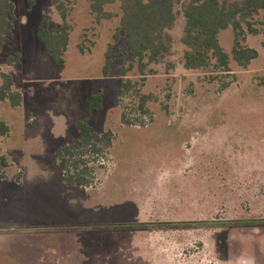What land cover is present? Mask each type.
Wrapping results in <instances>:
<instances>
[{
  "label": "rangeland",
  "instance_id": "374dc122",
  "mask_svg": "<svg viewBox=\"0 0 264 264\" xmlns=\"http://www.w3.org/2000/svg\"><path fill=\"white\" fill-rule=\"evenodd\" d=\"M12 2V40L0 54V71L12 76L23 103H0V119L10 128L0 139V156L9 163L0 176L18 183H0V264H33L31 252L45 236L49 264H264V223L219 226L264 221V11L253 18L259 34L245 43L258 57L245 70L231 59V74L217 80L212 67H182L184 19L178 16L171 55L152 66L141 87L156 98L148 104L151 116L126 126L123 107L136 101L118 102L119 69L133 58L117 59L124 49L122 34L112 39L118 18L97 24L88 0H77L65 64L56 67L35 39L40 24H61L50 0ZM219 43L230 55L231 30L220 33ZM109 44L110 72L103 77ZM17 54L19 63L8 65ZM98 90L102 106L87 116L88 97ZM81 120L98 135L111 131L112 145L91 187H65L55 153L78 140ZM20 121L33 130L42 126L24 133ZM176 222L207 225L158 229ZM129 223L148 227L108 228Z\"/></svg>",
  "mask_w": 264,
  "mask_h": 264
},
{
  "label": "trees",
  "instance_id": "16d2710c",
  "mask_svg": "<svg viewBox=\"0 0 264 264\" xmlns=\"http://www.w3.org/2000/svg\"><path fill=\"white\" fill-rule=\"evenodd\" d=\"M77 0H50L52 7L58 13L61 24L51 28L49 24L38 26L35 39L50 56L56 67L65 64L69 36L73 26L69 23ZM89 13L97 24L102 21L119 20L112 39L116 43L124 39V49L117 55L122 61L126 56L133 61L119 69L120 82L118 102L122 98L131 97L136 103L130 109L123 107L121 123L133 126L137 123V116H151L148 104L155 101L153 95H145L141 87L146 77L154 74L153 65L172 53L173 38L170 31L174 28L177 17L184 19L183 34L180 43L185 50L181 58V65L186 71L214 69L212 80L219 76H229L230 60L241 69H247L258 54L254 49L245 45L247 36H256L259 30L253 18L264 11V0H240L220 2L219 0H88ZM31 5V4H30ZM108 7V10H107ZM117 7L118 11L112 8ZM15 7L12 0H0V54L2 49L12 40V22L14 21ZM231 30L233 44L230 55L219 43L220 33ZM104 55L102 76L108 77L111 58L109 51ZM81 53L83 50L79 48ZM20 56L10 58L8 65H17ZM172 68V67H170ZM137 76L133 81L127 76ZM225 78V77H223ZM14 82L10 74L0 71V103L8 102L11 108H18L22 104V95L13 89ZM103 94L100 90L92 93L87 100L85 113L90 116L102 106ZM128 112H127V110ZM136 117H135V116ZM78 140L58 149L55 153V163L62 175L65 187L89 188L94 184L96 175L104 170L101 161L109 154L112 145L113 133L108 131L102 135L93 132L86 120L77 122ZM10 128L0 119V139L8 137ZM108 150V151H107ZM8 160L0 156V167L7 168ZM262 220L226 221L221 227H251L261 225ZM207 223L176 222L159 223V230H178L195 228ZM214 225V224H212ZM148 223L115 224L109 226L113 231L145 230Z\"/></svg>",
  "mask_w": 264,
  "mask_h": 264
},
{
  "label": "crops",
  "instance_id": "0c3cea01",
  "mask_svg": "<svg viewBox=\"0 0 264 264\" xmlns=\"http://www.w3.org/2000/svg\"><path fill=\"white\" fill-rule=\"evenodd\" d=\"M20 93V92H19ZM21 94V93H20ZM22 95V94H21ZM22 103H23V95H22ZM5 122V121H4ZM7 124V123H6ZM20 124H21V127L23 129V131L25 130L24 133H28V132H34L36 131L39 127L42 126V124H38L34 130L33 128L29 127L27 124H25L24 122L20 121ZM8 125V124H7ZM18 133V132H17ZM23 133V134H24ZM28 141V140H26ZM7 159V158H6ZM6 175L5 176H0V183H8V182H11V183H14L15 185V188H18V183H17V180L16 178L12 179V180H7L6 179ZM20 182L23 180H19ZM22 184V183H21ZM2 237V235L0 234V238ZM34 239L36 241L40 240L41 241L43 240V236L40 237V239H38L37 237H34ZM44 239H46V242L45 243H40V242H36L37 246H39L38 248H35L34 250H32V257H31V260L30 262L33 263V264H49V257H50V254H49V238H48V243H47V236L44 237ZM39 244V245H38ZM43 245L45 246V250L43 249ZM45 253V254H44ZM57 264V263H55Z\"/></svg>",
  "mask_w": 264,
  "mask_h": 264
}]
</instances>
